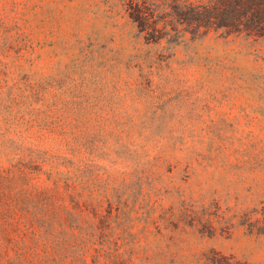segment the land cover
Instances as JSON below:
<instances>
[{
	"label": "rangeland",
	"instance_id": "374dc122",
	"mask_svg": "<svg viewBox=\"0 0 264 264\" xmlns=\"http://www.w3.org/2000/svg\"><path fill=\"white\" fill-rule=\"evenodd\" d=\"M129 4L0 0V264L19 247L33 260L16 221L47 219L66 178L119 206L139 257L264 264V47L221 32L154 43ZM121 229L117 244L133 240Z\"/></svg>",
	"mask_w": 264,
	"mask_h": 264
},
{
	"label": "trees",
	"instance_id": "16d2710c",
	"mask_svg": "<svg viewBox=\"0 0 264 264\" xmlns=\"http://www.w3.org/2000/svg\"><path fill=\"white\" fill-rule=\"evenodd\" d=\"M129 17L137 26L138 34L154 43L164 40L171 46L182 41L186 34L196 38L221 32L264 47V0H130ZM59 182L57 179L47 188V219L32 215L30 221L25 218L16 221L21 228L15 227L17 244L25 243V237L30 234L34 243L33 260L25 261V248L19 247L13 257L6 251L1 252L8 264H176L173 257L158 263L135 253V236L129 231L132 225L120 220L121 209L113 206L108 195L85 196L88 186L77 179L66 178L61 185ZM4 216L7 219L2 239L10 242L6 225H11V213ZM120 224L122 229L117 240L127 236L133 240L120 244L113 240ZM154 227L161 234V225L156 223ZM41 238L43 258L39 259ZM158 249L152 251L157 253ZM188 264L240 263L216 252H204Z\"/></svg>",
	"mask_w": 264,
	"mask_h": 264
}]
</instances>
